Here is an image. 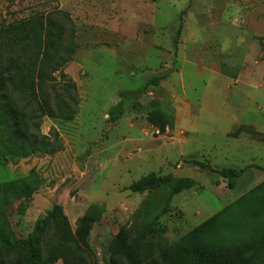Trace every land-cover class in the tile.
Instances as JSON below:
<instances>
[{
	"label": "rangeland",
	"instance_id": "1",
	"mask_svg": "<svg viewBox=\"0 0 264 264\" xmlns=\"http://www.w3.org/2000/svg\"><path fill=\"white\" fill-rule=\"evenodd\" d=\"M258 7L264 10V0H0V24L37 12L68 13L78 45L64 69L79 97L75 118L71 122L44 118L40 127L41 134L51 140L58 134L61 150L0 168V182L27 177L35 186L29 200L14 198L6 207L10 235L26 240L54 205L63 208L74 228L89 205L101 204L105 213L89 239L101 264L113 237L131 224L146 198V194L126 190L140 178L153 173L195 183L173 197L170 209L158 221L161 234L157 239L163 244L176 241L264 181V143L248 146L227 138L205 116L197 127L184 123L182 129L174 127L158 136L146 122L154 109L176 121L178 113L170 99L175 95L192 107L199 101L203 115L213 108L264 127L263 53L259 78L249 88L232 85L206 66L196 75L195 66L188 63L197 62L198 55H190L194 37V43L203 45L201 64L214 60L226 65L228 55L220 53L217 44L220 33L249 30L233 17L236 13L239 18L252 15ZM256 15L261 20L264 17ZM220 72L238 74L227 69ZM156 77L164 80L166 88L156 91L147 86ZM215 80L221 86H215ZM223 83L230 84V91ZM208 92L209 99L211 92L219 97L205 101ZM261 132L264 136V129ZM192 161L209 163L215 169L255 168L246 170L235 188L228 190L215 174L187 163ZM245 230L250 238L251 229Z\"/></svg>",
	"mask_w": 264,
	"mask_h": 264
},
{
	"label": "trees",
	"instance_id": "2",
	"mask_svg": "<svg viewBox=\"0 0 264 264\" xmlns=\"http://www.w3.org/2000/svg\"><path fill=\"white\" fill-rule=\"evenodd\" d=\"M173 46L176 51L177 42ZM77 50L75 25L64 11L37 12L0 24V168L61 150L58 134L51 140L40 127L44 118L64 122L75 118L79 97L64 69ZM161 80L153 78L147 86H157ZM146 122L155 136L175 127L174 116L158 109L147 114ZM259 141L264 143V138ZM187 163L215 174L228 190L246 170L255 168L215 169L209 163ZM194 185L190 179L174 181L170 175L153 173L130 184L127 191L146 198L131 224L113 237L101 264H264V181L176 241L163 244L157 239L158 221L173 197ZM34 193L27 177L0 182V264H99L89 239L105 213L101 204L89 205L74 228L63 208L54 205L26 240L10 235L6 207L12 199L27 201ZM245 228L251 229L250 238Z\"/></svg>",
	"mask_w": 264,
	"mask_h": 264
},
{
	"label": "crops",
	"instance_id": "3",
	"mask_svg": "<svg viewBox=\"0 0 264 264\" xmlns=\"http://www.w3.org/2000/svg\"><path fill=\"white\" fill-rule=\"evenodd\" d=\"M259 7L257 9H254L255 14L253 13L252 15L243 17L240 16L241 18H239V15L236 13L233 17L235 21H241L243 24L248 26L247 28L250 27L249 30H241L237 32H229L227 30H223L220 33L221 36H219L217 44L220 46V53H227L228 55V60L225 62L226 65L222 66L217 61L208 59V65H206V62L204 63L205 65L201 64L204 61L200 60L199 54L202 53L201 49L203 48V45L202 43H200L201 45L199 43H194V37L191 38L193 41V47H191L190 49V55L191 57H193L194 55L195 58L198 55L197 62H188L186 58H183V61H186L189 64H193L195 66L194 73H196V75L201 74L202 68L206 66L209 72H212L214 75L221 77L224 80H229V82L231 81L232 85H242L243 87L249 88L253 80L255 78H259L262 53L264 56V17L261 20L256 15L260 13L264 14V10H261ZM196 19L197 21L202 20L201 18ZM257 36H259L258 41L254 39ZM221 69H227L235 72L238 71V74L223 73L224 75H221ZM214 82L215 86H221L219 82H216V80ZM164 84V80H161L157 86H154V88L156 89V91L160 90V88L164 89L166 88ZM204 85L205 87L207 86L206 83ZM222 85L224 86L225 90L230 91L231 88L229 83H223ZM208 94L209 92L205 95V101H215V98L219 97L213 95L214 93L211 92L213 97L209 99ZM170 99L174 103L176 112L178 113V115H176L175 128L182 129V125L184 123H188L192 128H194L197 127V125L206 118L207 122H211L214 125H217V127L219 128L218 130H221L222 134L227 138H231V134H235L240 128H243L250 130V132H245L243 130L240 136L232 137L231 139L244 141L248 146H250L251 144L262 143L259 141V139L260 137L264 138L261 132L264 127L260 128V125L255 121H252L250 123L244 119L238 120L237 116L234 117L232 113L215 112L214 110H212L213 108L211 109V111H206L207 114L203 115L199 108V101H196L194 107H192L190 102L185 99L184 101H181V99L176 97L175 95H172ZM201 100L203 101L204 99L201 98ZM177 116H179V119H177ZM203 116H205V118H203ZM251 132L257 133L259 136H255L256 138H254ZM56 264L62 263L59 261Z\"/></svg>",
	"mask_w": 264,
	"mask_h": 264
}]
</instances>
